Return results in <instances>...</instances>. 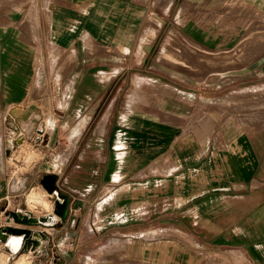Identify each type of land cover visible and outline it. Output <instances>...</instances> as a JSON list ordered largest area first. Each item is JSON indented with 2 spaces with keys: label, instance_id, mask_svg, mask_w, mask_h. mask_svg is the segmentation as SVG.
Wrapping results in <instances>:
<instances>
[{
  "label": "rangeland",
  "instance_id": "obj_1",
  "mask_svg": "<svg viewBox=\"0 0 264 264\" xmlns=\"http://www.w3.org/2000/svg\"><path fill=\"white\" fill-rule=\"evenodd\" d=\"M191 6L190 0L182 3L181 12ZM173 16L174 11L158 14L137 10L132 0H0V225L8 223L11 211H30L34 215L46 212L41 200L33 199V195L52 203L53 210L54 200L41 182L44 175L52 173L57 176L56 185L73 203L72 214L90 221L86 226H93L95 212L105 213L109 209L113 199L110 187H119L116 182L129 178L134 181L131 190L134 199H143L144 209L149 212L142 219L135 218L134 223L155 222L158 213L155 205L160 198V209L166 216L160 221L173 224L176 221L173 214L180 210L179 200L206 189L207 182L202 180L205 171L173 172L177 174L175 178L161 183H149L151 174L147 175V171L138 175L132 171L108 174L111 157L117 162L127 158L132 161L128 132L145 119L164 122L170 128L163 152L177 154L182 164L200 161L199 152L206 146L212 149V163L217 164L219 178L224 180L225 143L235 147L241 142L243 134H237L240 123L253 128L256 119L258 126H264V108L259 109L264 107V90L263 104L257 106L237 108L235 104L236 108L218 110L217 101L264 83V70L254 68L255 64L257 67L264 64V20L247 22L244 33L237 39V48H230L225 45V38H219L220 41L214 38L208 44L194 41L200 46L193 44L187 37L190 28L173 26ZM165 19L167 26L157 25ZM139 21L148 25H137ZM32 86L37 89L29 99ZM12 102L43 106L53 123L40 140L31 141L40 153L34 160L16 158L13 154L15 149L10 144L13 131L8 121ZM107 114L108 120L104 119ZM165 114L172 119L163 120ZM199 114H202L199 122L187 128L192 116ZM243 114L247 119H242ZM118 115L122 118L117 119ZM115 125L120 132L118 143L124 140V146L119 148L111 140ZM78 129L71 153L57 171L53 162L65 155L69 139ZM159 188L162 192L158 194ZM61 221L60 218L58 224ZM247 221L249 226L244 234L247 262L264 264V251L260 254L261 261L254 259V253L258 255L252 249L254 221L252 218ZM185 225L190 223L187 221ZM35 228L53 232L56 227ZM53 236L56 243L60 235ZM169 246L172 258L189 261L185 252ZM44 250L9 256L0 247V264H15L20 257L22 264H29L37 252L44 254ZM88 255H91L88 249L76 252L74 263ZM211 257L213 254H201L192 264L203 261L215 264ZM127 258L119 249L107 251L100 260L137 264L131 259L127 262ZM220 263L235 264L225 256Z\"/></svg>",
  "mask_w": 264,
  "mask_h": 264
},
{
  "label": "crops",
  "instance_id": "obj_2",
  "mask_svg": "<svg viewBox=\"0 0 264 264\" xmlns=\"http://www.w3.org/2000/svg\"><path fill=\"white\" fill-rule=\"evenodd\" d=\"M132 1L137 10L146 13L161 14L163 11L167 13L174 11L173 26L189 27L190 34L187 37L198 44L214 42V38H217V41H220L219 38H225L227 47L237 48V39L244 33L246 23L264 20V0H190L192 6L184 13L181 12L184 0ZM137 25H148V23L139 21ZM157 25L167 26V20H163L162 23L157 22ZM201 27L206 29L202 30ZM210 28H215L217 31ZM219 28H222L221 31ZM254 68L255 71L256 69L263 71L264 64L259 67L255 64ZM263 90L264 83L261 82L251 87L248 92L228 94L224 100L217 101L219 102L217 109L236 108L233 107L235 104L237 108L263 104L261 94ZM252 92L255 95L260 92V95H257L258 100H252ZM226 104L229 106H225ZM263 108L260 107V111ZM108 114L104 119L108 120ZM244 114L242 119H247ZM254 114L256 117L257 111ZM201 116L202 114L192 116L187 128L193 122H199ZM120 118L122 115H118L117 119ZM165 118L171 120L172 116L165 114L163 120ZM118 122L122 123V121ZM243 125L240 123L237 131V134H243L241 142H237L235 147L225 143V169H223L225 178L220 180L219 167L212 163L214 161L212 149L206 146L203 152H199L202 156L200 161L195 159L182 164L180 161L182 159L177 154L163 152V146L167 141V130L170 128L164 122L142 120L139 127L131 130L130 134L128 132V147L134 156L132 161L127 158L124 162H117L114 157H111L108 174L112 176L115 172L128 174L132 171L135 172L134 175H138L139 172L147 171V175L151 174L148 182L161 183L166 179L175 178L177 174L173 172L205 171V179L203 177L202 180L207 182L206 189L199 190L200 192L196 190L197 192H192L189 197L179 200L180 210L173 214L176 220L173 224H167L165 220L160 221L166 217L160 209V198L155 205V211L158 212L155 222L134 223L135 218L142 219L149 212L144 209L143 199H134L131 191L134 181H131V178L116 182L120 183L117 185L119 187L113 185L110 187V195H113V199L110 200L109 209L105 210V213L95 212L93 226H86V223L90 221L81 215L72 214L73 203L69 201L66 217L56 228H53V232H46L49 239L44 250L46 252H43L44 254L37 252L29 260V264H112L100 259L106 255L107 251L119 249L128 256L127 262L131 259L137 264L140 262L192 264V261L199 259V255L204 253L213 254L211 260L215 264H221L220 258L223 256L225 259L230 258L235 264H248L244 234L246 227L249 226L247 219L251 218L254 221L253 234L255 235L252 249L258 252V255L254 253V259L261 261L260 254L264 251L262 239L264 232V126H258L256 119L253 128ZM118 133H120L118 126H113L111 140L119 148L124 146L122 142L124 140L118 143ZM225 135L230 138L226 130ZM117 153L119 152L114 154ZM195 181L198 179L196 178ZM145 182L143 186H146ZM192 185L195 184L192 183ZM160 192L162 190L159 188L157 193ZM123 194L125 198L122 197ZM187 221L190 223L189 226L185 225ZM53 235H60L56 243ZM185 241L189 243L185 244ZM169 245L173 246L174 251L185 252L189 261L184 263L179 259L181 257L172 258L168 253ZM83 249L90 250L91 255L79 257L74 263L76 252ZM22 259V257L16 259L15 264Z\"/></svg>",
  "mask_w": 264,
  "mask_h": 264
},
{
  "label": "bare ground",
  "instance_id": "obj_3",
  "mask_svg": "<svg viewBox=\"0 0 264 264\" xmlns=\"http://www.w3.org/2000/svg\"><path fill=\"white\" fill-rule=\"evenodd\" d=\"M167 1L171 2V0H167ZM187 1L188 0H184L183 5H185V3H187ZM160 2H159V4H160ZM20 6L21 5L18 4V8ZM13 40H14V38L11 39V44L13 43L12 42ZM191 42H193V44H195V45H198L194 41H191ZM11 44H10V46H11ZM198 46H200V45H198ZM201 67H203V66H201ZM192 68H193V66H192ZM33 83H36V80ZM32 87H33V89H29V99L32 98V96L36 93L37 88H35L34 86H32ZM252 96H253L252 100H258L259 99V96L255 95L253 92H252ZM44 110L45 109L43 106L35 105V104H29V103L28 104H21L19 102H12L10 104L9 109H8V117H9L8 121H9V126L13 131V137L11 139L10 144H12L11 146H13L15 149L13 154L15 156H17L16 158H24L26 160H32V159L34 160L37 157H39L40 153L38 150H36V148L33 147L31 141L40 140L43 137L46 129L49 128V126L51 127L53 124L51 119L48 117L47 113ZM79 132H80V130L78 129L77 131H75L71 135V138L69 139V147L66 150L65 155L59 157L58 159H56L53 162L54 167L57 171L62 167L66 156L71 152L72 144L76 140V137L78 136ZM0 142H1V140H0ZM1 145L2 144L0 143V149H1ZM46 193L48 195L50 194L53 199L58 198V195L56 192L49 193L46 191ZM33 199L41 200V202H42L41 205L46 208V212H44V213H39V214H35V215L32 213L35 217H38L39 215L51 214V217H52L51 221H50L51 223L52 222H58L60 220V217L57 214H55L52 210V205H51L52 203L49 204V203L45 202V200H43L42 197L39 198L37 195H33ZM28 200H29V198H28ZM61 201H62V199H61ZM32 205H34V204H32ZM37 205H38V203L35 206H37ZM38 206H40V205H38ZM18 212H22V211L18 210ZM25 213L26 212H22V214H25ZM9 219H12L14 223H11V221ZM9 219H8L7 224H9L11 226L27 227V228L33 227V228H31L32 229V237L36 240V245L33 246V248L29 249L28 251H33V250L34 251H43L45 249L46 242H47L46 239L48 238V236L46 234L44 236L41 235V231L45 232L43 229L40 230V229H36L35 228L36 226L35 227L34 226H27V225H24L22 223H18L12 218V216H9ZM0 247H1V252L3 251L5 254H7L9 256H13V255L16 256L18 254H22L23 236L20 234L8 233L5 240H0ZM19 256H21V255H19ZM24 256H26V255L24 254ZM22 261L23 260L19 261V264H22Z\"/></svg>",
  "mask_w": 264,
  "mask_h": 264
},
{
  "label": "water",
  "instance_id": "obj_4",
  "mask_svg": "<svg viewBox=\"0 0 264 264\" xmlns=\"http://www.w3.org/2000/svg\"><path fill=\"white\" fill-rule=\"evenodd\" d=\"M56 174H46L42 178L41 182L45 190L49 193L56 192L58 195V198L53 199L54 200V208L53 212L57 214L61 220H63L69 209V197L63 193L59 187L56 185ZM62 199V201H61ZM25 214H22V212L18 211H11L9 212V216H12V218L18 222L22 223L27 226H53L56 227L58 225V222H50L51 221V214L47 215H39L38 217H35L30 211H25ZM8 233L11 234H20L23 236V247L22 252H26L29 249H32L33 246L36 245V240L32 237V229L27 227H15L11 226L9 224L0 225V240H5ZM46 232L41 231V235H45ZM47 235V234H46ZM34 252V250H33Z\"/></svg>",
  "mask_w": 264,
  "mask_h": 264
}]
</instances>
